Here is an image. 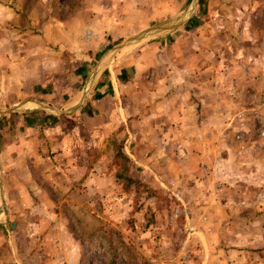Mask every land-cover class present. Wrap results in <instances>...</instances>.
Wrapping results in <instances>:
<instances>
[{"label":"rangeland","instance_id":"obj_1","mask_svg":"<svg viewBox=\"0 0 264 264\" xmlns=\"http://www.w3.org/2000/svg\"><path fill=\"white\" fill-rule=\"evenodd\" d=\"M80 1L0 0L9 57ZM203 4L232 58L218 52L206 97L223 105L196 107L199 133L92 113L27 133L22 95L0 86V264H264V0Z\"/></svg>","mask_w":264,"mask_h":264},{"label":"crops","instance_id":"obj_2","mask_svg":"<svg viewBox=\"0 0 264 264\" xmlns=\"http://www.w3.org/2000/svg\"><path fill=\"white\" fill-rule=\"evenodd\" d=\"M80 2L67 18L42 24L36 52L29 46L35 40L20 33L18 58L12 60L7 38L0 34V66L12 67L0 70V86L22 95L20 113L35 120L25 131L71 124L91 113L127 115L149 132L161 122L166 136L162 128L157 136L168 138L204 129L196 107L211 106L215 113L223 105L206 94L223 82L218 52L232 58V40L225 36L224 44L209 29L205 32L214 21L204 0ZM32 55L36 67L31 69ZM229 81L232 85V76Z\"/></svg>","mask_w":264,"mask_h":264},{"label":"water","instance_id":"obj_3","mask_svg":"<svg viewBox=\"0 0 264 264\" xmlns=\"http://www.w3.org/2000/svg\"><path fill=\"white\" fill-rule=\"evenodd\" d=\"M193 8H194V6H193L192 9H191L192 11H193ZM190 13H191V12H190ZM48 110H50V109H48Z\"/></svg>","mask_w":264,"mask_h":264}]
</instances>
